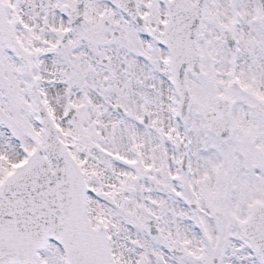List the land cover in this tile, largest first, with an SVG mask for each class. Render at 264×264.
<instances>
[{
    "label": "snow or ice",
    "instance_id": "obj_1",
    "mask_svg": "<svg viewBox=\"0 0 264 264\" xmlns=\"http://www.w3.org/2000/svg\"><path fill=\"white\" fill-rule=\"evenodd\" d=\"M0 264H264V0H0Z\"/></svg>",
    "mask_w": 264,
    "mask_h": 264
}]
</instances>
